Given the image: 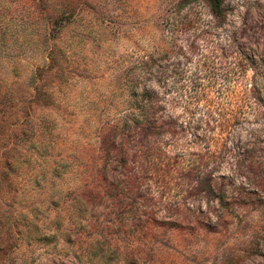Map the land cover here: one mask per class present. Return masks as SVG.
Returning <instances> with one entry per match:
<instances>
[{
  "label": "rangeland",
  "instance_id": "rangeland-1",
  "mask_svg": "<svg viewBox=\"0 0 264 264\" xmlns=\"http://www.w3.org/2000/svg\"><path fill=\"white\" fill-rule=\"evenodd\" d=\"M213 2L0 0V264H264V0Z\"/></svg>",
  "mask_w": 264,
  "mask_h": 264
},
{
  "label": "trees",
  "instance_id": "trees-1",
  "mask_svg": "<svg viewBox=\"0 0 264 264\" xmlns=\"http://www.w3.org/2000/svg\"><path fill=\"white\" fill-rule=\"evenodd\" d=\"M223 4V0H214L213 2V7H214V10L217 11L219 10V8L222 6ZM132 125V126H131ZM140 124H128L126 123L125 125H118L116 128H113L112 129V132L114 134H118L120 135L122 132H125L127 131L129 134H134L138 131V126ZM141 130V129H140ZM127 136H124V138H126ZM124 147H126V140L124 139ZM127 148H121L120 150H110L108 152V154H110V156H112L113 160L114 161H117L118 163L120 164H123V168H126L127 164H128V153H127ZM143 157L147 158V154H141L139 156H137V160L139 159H142ZM209 157L207 156H204L202 159H201V163L204 164V165H208L209 164ZM121 183L125 186H134V184L138 183V180L136 178L135 175L133 174H128L127 172L123 175V178L121 180ZM125 196L127 194H124ZM81 202H83L82 206H85L87 207V202L86 200H80ZM245 203V202H244ZM246 205V203L244 204Z\"/></svg>",
  "mask_w": 264,
  "mask_h": 264
}]
</instances>
